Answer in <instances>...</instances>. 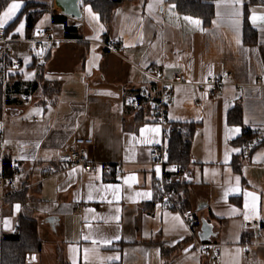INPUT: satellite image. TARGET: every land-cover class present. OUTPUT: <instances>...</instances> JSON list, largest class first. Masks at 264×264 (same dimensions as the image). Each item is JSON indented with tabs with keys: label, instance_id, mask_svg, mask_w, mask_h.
<instances>
[{
	"label": "crops",
	"instance_id": "crops-1",
	"mask_svg": "<svg viewBox=\"0 0 264 264\" xmlns=\"http://www.w3.org/2000/svg\"><path fill=\"white\" fill-rule=\"evenodd\" d=\"M199 1L212 4L210 20L175 0H120L108 22L91 3L75 18L55 0H28L47 9H31L42 13L30 38L26 15L11 32L22 67L2 86L0 119V173L8 165L19 168L22 200L43 241L27 264H264V146L244 157L237 143L244 132L264 128V87L255 85L264 81V23L252 20L264 16V0ZM12 2L0 0V17ZM15 2L21 7L3 27L27 4ZM41 31L54 42L38 44ZM106 38L122 43L120 54L101 49ZM178 73L189 84L176 88L169 120L197 126L192 162L183 173L152 164L149 151L163 143L164 128L131 104L138 94L157 97L152 77ZM210 78L227 84L215 98L203 86ZM236 107L241 124L230 122ZM90 137L95 168H66L58 154ZM106 165L122 169L110 173ZM162 176L186 185L175 208L161 201ZM7 193L0 189V240L16 232L22 210L20 202H7ZM189 209L198 236L204 221L213 227L205 247L193 246L192 227L184 221ZM253 221L259 229L247 228Z\"/></svg>",
	"mask_w": 264,
	"mask_h": 264
},
{
	"label": "built area",
	"instance_id": "built-area-1",
	"mask_svg": "<svg viewBox=\"0 0 264 264\" xmlns=\"http://www.w3.org/2000/svg\"><path fill=\"white\" fill-rule=\"evenodd\" d=\"M87 3L88 0H80V11L82 14L85 12L84 5ZM6 31V27H0V83L4 86L9 81L10 71L22 67L21 61L15 59L13 54V44L18 40L7 35ZM39 37L40 39L36 41L38 44L54 42V40H52L44 31L39 33ZM100 47L106 52L119 54L122 50V43L116 40L104 41L100 43ZM230 77H232V75H230ZM152 78L158 85V95L157 97H153L149 93H144L142 95L143 104L141 107L145 108L144 105H147L152 122L164 128L163 143L151 148L149 151V157L154 166L165 169L170 153L171 137L175 133H182L184 131L182 127L175 126L170 122V107L174 101L176 88L180 85H187L189 82L185 73L175 74L171 79H165L163 77ZM226 85L227 84L222 80L217 78H210L203 84V86L209 89L212 98L217 97L220 90ZM255 85L257 87H264V81L257 79ZM131 104L137 108L139 107L140 102L139 100L134 99ZM1 141L2 135H0V143ZM93 142L94 140L92 137L77 138L70 148L63 150L58 154V159L65 164L66 168L82 167L86 171H92L95 167L94 164L89 161L88 157L89 148L93 145ZM261 146H264V128L257 130L252 137L244 140V143L240 147L241 155L244 157L250 156ZM8 157H10L9 154L6 159ZM104 168L106 172L110 173L113 170L119 171L122 169L121 165H106ZM175 171L183 173L182 169L178 166L175 167ZM19 174L20 171L16 165H10L4 172L0 173V189L6 193L8 190L11 191L10 193L4 194V198H9L22 191L18 183ZM170 184V179L165 176H162L157 182L161 201L165 202L169 208H174L176 206V197L174 196V192L168 188V185ZM81 210L82 206H79L75 208L74 213L80 214ZM184 221L190 227L194 225L195 218L193 210L189 209L184 213ZM247 228L257 230L259 229V223L255 221L250 222L247 224ZM192 238L194 248L207 246L200 240L197 233L193 232ZM219 257L220 252H217L215 260Z\"/></svg>",
	"mask_w": 264,
	"mask_h": 264
},
{
	"label": "trees",
	"instance_id": "trees-1",
	"mask_svg": "<svg viewBox=\"0 0 264 264\" xmlns=\"http://www.w3.org/2000/svg\"><path fill=\"white\" fill-rule=\"evenodd\" d=\"M13 0H2L3 5L12 2ZM27 1V4L23 11L20 13L18 18L7 27V35L14 38L12 31L16 29L20 20L23 16H27V38L31 37V30L34 28L35 22L41 15L42 11L35 14H31L30 11L33 7L42 8L46 10V6L33 5ZM255 1V0H254ZM120 0H88L99 12L102 19L105 22L110 20V11L112 5L119 3ZM176 4L180 8H183L188 13H195L201 18L210 20L214 15V10L212 4L202 3L199 0H175ZM108 10V11H107ZM107 11V12H105ZM108 41V38L105 39ZM3 85L0 83V119L2 118L4 97H6L7 92L4 91ZM137 99L140 102L137 109L140 113L146 117L150 114L149 109L141 107L143 104V98L140 94L137 95ZM141 115V114H140ZM150 117V116H149ZM241 110L239 107L234 108L230 113V122H235L241 124ZM150 121L152 122L151 118ZM178 127H182L184 131L182 133H175L172 135L170 140V153L168 156L167 163L171 166H178L183 172H186L192 162L191 157V145L192 140L196 133L197 126L195 124H173ZM253 134L249 131L244 132L242 138L237 143L242 145L244 140L252 137ZM8 165L6 169L9 167ZM185 184H170L168 188L174 192V196L181 198L183 194L186 193ZM23 192L16 193L8 198L7 202L15 204L17 202L21 203L22 210L17 221V230L11 234H5L0 240V263L1 264H27L28 258L33 255L40 253L43 248V241L38 235V222L34 220L29 215V207L25 200H22ZM175 208V207H174ZM264 228V224L260 226V230ZM198 223H194L192 226V231L197 233Z\"/></svg>",
	"mask_w": 264,
	"mask_h": 264
},
{
	"label": "snow or ice",
	"instance_id": "snow-or-ice-1",
	"mask_svg": "<svg viewBox=\"0 0 264 264\" xmlns=\"http://www.w3.org/2000/svg\"><path fill=\"white\" fill-rule=\"evenodd\" d=\"M163 0H157V3H162ZM234 3L235 4H239L240 3V0H234ZM225 6H228V7H233V5H225ZM21 5L17 2H15V0H13V2L11 4L8 5L7 7V10L4 11L3 13V16L0 17V27H3L4 23L7 21V20H10L12 19L16 13L18 12V10L20 9ZM154 7L153 4H150L149 5V8H152ZM232 15L234 16H238V12L233 10V12L231 13ZM186 20H189L191 23H194V24H199L200 22L198 20H192L191 17H185ZM252 20H253V23H255L257 20H259L261 23H264V16H260V17H256V16H253L252 17ZM237 24L239 23L238 19L235 21ZM24 25L21 24L20 27L17 29V31H22ZM155 131H159V129H155ZM238 131V130H237ZM159 171V169H157V172ZM239 178H237V182H238ZM145 195L147 196H150V193H145ZM248 197H251L253 201L257 200L258 197L255 196V194L253 193H247L246 194ZM91 198V197H90ZM247 206V205H246ZM254 206V205H253ZM19 207V206H17ZM247 219V216L245 217ZM177 219H179L177 217ZM85 239H87V237H85ZM95 243V241H93ZM85 253H87V249H85Z\"/></svg>",
	"mask_w": 264,
	"mask_h": 264
},
{
	"label": "water",
	"instance_id": "water-1",
	"mask_svg": "<svg viewBox=\"0 0 264 264\" xmlns=\"http://www.w3.org/2000/svg\"><path fill=\"white\" fill-rule=\"evenodd\" d=\"M55 4L59 7L63 14L69 17L82 18V13L80 11V0H55ZM213 227L207 223L203 222L201 228V233L199 238L201 241H207L212 236Z\"/></svg>",
	"mask_w": 264,
	"mask_h": 264
},
{
	"label": "rangeland",
	"instance_id": "rangeland-1",
	"mask_svg": "<svg viewBox=\"0 0 264 264\" xmlns=\"http://www.w3.org/2000/svg\"><path fill=\"white\" fill-rule=\"evenodd\" d=\"M112 54H114V53H112ZM120 54V53H119ZM116 55H118V54H116Z\"/></svg>",
	"mask_w": 264,
	"mask_h": 264
}]
</instances>
